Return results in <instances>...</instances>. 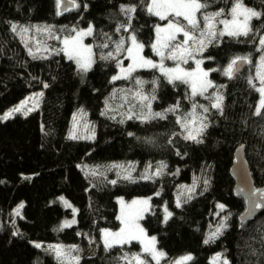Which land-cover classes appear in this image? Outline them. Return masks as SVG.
<instances>
[{"label": "trees", "instance_id": "trees-1", "mask_svg": "<svg viewBox=\"0 0 264 264\" xmlns=\"http://www.w3.org/2000/svg\"><path fill=\"white\" fill-rule=\"evenodd\" d=\"M233 2L209 0L205 11L227 10ZM76 3L79 8L73 6L57 15L56 0H0V112L25 94L43 89L38 108L0 121V264H60L33 241L95 246L96 253L81 257L79 264H122L125 254L148 258L134 240L106 250L100 238L102 229L119 225L116 198L143 195L151 197L142 220L144 230L156 235L167 259L189 254L193 259L187 264H224L225 259L229 264H264V209L240 222L245 200L233 193L229 174L233 152L243 144L255 187L264 185V108L261 115L255 114L259 92L251 80L264 49L259 48L264 37V0H243L245 6L262 13L250 21L248 36L224 35L199 54L212 83L202 95H191L188 83H169L153 68H138L129 78L112 80L119 71L118 61L128 64L125 51H115V42L121 38L125 41L135 34L152 55L154 26L161 20L147 13V0L144 4L141 0ZM133 4L135 13L121 12V5ZM129 15L128 31L121 28L118 32L119 25L129 23ZM15 23L18 27L13 32ZM33 23L62 25L64 33L73 26L91 24L93 35L85 36L93 48L91 68L87 72L77 69L59 48L49 56L29 53L20 27ZM104 43L109 47L103 48ZM110 51L115 58L101 59ZM240 55L248 57V64L230 77L226 70ZM137 79L142 83L137 84ZM125 87L131 93L153 92V108L165 111L164 118L142 120L124 113L111 117L114 109L106 108L113 99L110 94ZM198 101L210 105L204 117L207 127L198 136L202 143L185 139L188 135L182 126ZM217 103L220 107H213ZM79 108L94 123L91 140L68 136L70 118ZM129 161L148 167L147 178L116 177L112 164ZM100 163L109 167L106 175L88 166ZM61 195L77 207L76 223L67 227L62 220L71 209L59 200ZM20 202L24 207L14 217L13 209ZM220 204L225 207L220 209ZM168 212L172 215L165 221ZM222 223L226 225L222 234L205 244ZM215 254L224 260L213 262Z\"/></svg>", "mask_w": 264, "mask_h": 264}, {"label": "snow or ice", "instance_id": "snow-or-ice-1", "mask_svg": "<svg viewBox=\"0 0 264 264\" xmlns=\"http://www.w3.org/2000/svg\"><path fill=\"white\" fill-rule=\"evenodd\" d=\"M70 3L79 8V4L76 3V0H70ZM145 0H141V4H144ZM57 4V15H60V5L61 0H56ZM85 9L87 8V5L84 6ZM121 12L123 13H135L137 10L136 5H121ZM209 8V0H147L146 4V11L149 15L158 17L161 21H167L166 24L162 25H156L155 26V33H156V40L154 43L150 45V47L155 51V54L159 57H161V61L159 63L154 62L152 59L146 58L140 53L143 51V48L145 45L143 43L138 42L137 37L135 34H132L130 36L131 40V46H129L127 49L123 47L125 41L123 38H121L116 43V53L119 54L122 51H127L128 58L131 59L132 63L127 66V68L123 67L122 61H118V67L120 68V72L124 75H115L112 77V80H118L121 78H129L131 73L136 70L137 67H150L153 69H159L163 75H165L168 79L169 83H174L175 81H181L183 83H190L192 94H197L198 91L201 93L203 91H206L208 87H212L211 81L207 80L206 77L208 73L206 71L201 70L200 77L197 76L195 71H185L182 68H180L179 64L175 68H165L163 64L164 59H171V60H177L180 59L184 63H187V56H191V51L189 48L183 47L184 45H188L189 42H192L193 44H199L200 48L202 49L204 47V38L207 37L209 39V43H211L212 40L216 39L217 36H224L228 35L231 37H237V36H248L250 32H252V28L250 27V21L252 18L259 19L262 15V13L252 9L248 8L243 4V0H234L232 7L228 9L227 13H225V9L221 8L218 11L215 12H207L206 9ZM199 14V16H198ZM230 16L231 19H220L217 21L218 17L221 16ZM241 17L243 19H241ZM132 19V16L129 15L128 24H121L117 28V31L119 32L121 28H123L125 31H128L130 27V21ZM182 21H186V23H182ZM203 22V27L201 26V23ZM218 22L219 24H222L224 27L222 30L217 33V31L214 29V24ZM17 25L12 24L11 30L13 32L17 31ZM22 32H27V28H21ZM72 31H76V29H72ZM93 26L90 24L87 29H81L79 31H76L75 36H71L68 38H65L63 40L64 48L61 50L64 52V54L67 56L69 60L75 61V63L78 66V69L87 72L91 66L93 61V49L91 45H85L83 43V37L85 36H91L93 35ZM196 33H199V36L195 35ZM182 34L183 40L180 42L177 41V35ZM107 36V34H104ZM109 40L110 37H107ZM260 45L264 47V37L260 38L259 41ZM103 48H108L109 44L104 43L102 45ZM168 50L167 55L165 54V51ZM259 50V49H258ZM108 58H115L113 56V53L110 51L107 53L106 56H102L101 59H108ZM212 57H209L211 59ZM240 60H248V57H240L238 58ZM201 62L197 61V67L199 68V64ZM237 63V60H233L231 64H229L227 71V74L231 77L232 74V67ZM261 69H264V56H261V63L259 66ZM258 78L261 82V87L256 89L261 96V99L259 101V104L256 107V115H261V109L264 108V71H258ZM137 84H141L142 81L139 79L136 80ZM153 83H156L153 81ZM249 84H252V81L249 80ZM44 87H47V85H44ZM254 87V85H253ZM155 97H153L154 99ZM141 99H147V97L142 96ZM27 104V100L22 101L21 105L9 110L8 112L4 113L3 116H0V120H6L9 117L13 115L15 112H20L22 110V107ZM215 108H219V103L213 105ZM32 109H28V111H31ZM167 111L174 112L175 108H169ZM205 112L208 111V109H204ZM25 115H27V111L25 112ZM153 117H160L164 118L163 113L156 112L154 114L149 113L147 116L143 117L144 119H150ZM131 118V117H129ZM177 123H180V119H177ZM183 127H187V124L182 125ZM207 127L206 124L202 125L197 131L196 134L193 135L191 132H189L188 136L185 137V139H192L196 141L197 143H202L203 141L198 139V136H200L204 129ZM129 135H132V133H129ZM72 138H76L75 136H72ZM171 143V141H169ZM115 167V166H114ZM122 167V166H121ZM156 175H159V171H157ZM125 179L132 180L131 173L128 172L127 175L124 177ZM142 178H147L146 176ZM116 180L110 181L112 184H116ZM205 184H207V181H205ZM157 195H159L157 193ZM61 201L64 202L66 207H72V205L64 199V197L59 198ZM151 198L145 199V200H134L131 202L130 205H125L122 208L121 216L117 217V219L121 220V223L124 225L119 231L117 232H111L110 230L104 229L102 230L103 238H104V244L106 250L108 248H111L114 244H126L131 243L133 240H138L143 244L142 251L145 253H148L151 255L152 259L156 261V264H159L160 259L166 256V253L159 251L156 249V237H147L145 234V230L139 225L138 221L143 218V211L145 209L143 208H137V205H145L147 206L149 203V200ZM123 205V200L120 201ZM177 206L179 207V203H177ZM24 207V204L21 203L17 209L15 210L16 215L20 214V209ZM220 209H223L225 206L220 204L218 205ZM167 211V209H166ZM76 212V209L73 208V213ZM172 213L168 212L165 216V221L171 217ZM227 217H225V220ZM76 221L73 219L72 221L68 222L66 221L63 225L64 227L70 226L71 224H75ZM226 227L225 224H220L216 231L213 232L207 239L204 240V243L207 244L210 242V240H214L216 237H218L220 234H222V229ZM18 233H13V235H17ZM34 246L37 248L41 247V244L34 243ZM49 249H51L56 257L60 260V264H63V258L67 255V253L64 251L63 246L61 245H49ZM73 250H78L77 246H72ZM220 254H218L219 257ZM76 261V264H79V257H73ZM123 259H128L127 254L123 257ZM193 257L191 255H186L181 257L179 260H176L175 262H169V264H187L188 261H191ZM135 261L136 264H147V262L141 258L140 254H133L131 260H128V264H132V262ZM224 264H229V261L227 259L224 260Z\"/></svg>", "mask_w": 264, "mask_h": 264}, {"label": "rangeland", "instance_id": "rangeland-1", "mask_svg": "<svg viewBox=\"0 0 264 264\" xmlns=\"http://www.w3.org/2000/svg\"><path fill=\"white\" fill-rule=\"evenodd\" d=\"M231 7H232V5H231ZM230 8H228V9H230ZM228 9L225 10V13H227ZM215 11H218V10H213V11H209V12H215ZM220 19H231V17L224 15V16L218 17L217 21ZM241 19H243V18L241 17ZM166 23H167V21L157 22L155 24V26L158 24L163 26ZM183 23H186V21H183ZM22 26H23V28L28 29L27 32H22L23 37L21 36V39H22L23 44L27 47V50L29 51V53L36 54L38 52L42 56H49L52 53H54L56 51V49H58V48L62 50L64 48L63 40L65 38L75 36L76 31L88 28V27H82V26L81 27L80 26H73L71 28L70 32L64 33L63 32L64 27L62 25H58L55 27L54 24H50V23H33V24L22 25ZM22 26L20 27V31H21ZM155 26H154V42L156 40ZM201 26L203 27V22L201 23ZM223 27L224 26L222 24H219L218 22H216L214 24V29L217 31V33H219V31L222 30ZM72 29H76V31H72ZM131 35L132 34H129L125 40V44H124L125 49H127L129 46H131V40H130ZM195 35L199 36V33H196ZM220 37H222V36L218 35L216 39H219ZM82 39H83V43L85 45H91L88 41H86L85 37H83ZM182 40H183L182 34H178L176 42H180ZM138 42L142 43L140 40H138ZM55 43H57V45ZM207 44H209V39L207 37H205L204 38V47ZM259 46H260L259 48L261 49V45H259ZM183 47L189 48L191 51V56L186 57L188 62L184 63L180 59H177L175 61L171 60V59H164L163 60L164 67L165 68H175L177 66V64H179L180 68H182L185 71H190V72L195 71L198 77H200V75H201V70L206 71L208 73V69L204 67L202 58L199 56V54L202 52L204 47L201 49L199 44H193L192 42H189L188 45H184ZM163 51H165V54L167 55L168 50H163ZM125 53L128 57L127 51H125ZM140 54L146 58L152 59L154 62L159 63L161 61V57L157 56L153 49H152V55L147 54L145 52L144 48ZM261 56H264V49L262 50L260 56L256 60V63L253 66L254 70L251 74V80H253L256 83L257 89L262 86L260 79L258 78V71H264V69H261L259 67L260 63H261ZM239 57H246V55H240ZM93 61H94V55H93ZM197 61L201 62L199 64V68L197 67ZM73 62L78 69V66L75 63V61H73ZM131 63H132L131 59L128 58V64L123 65V67L127 68V66ZM233 67H234V65H233ZM233 67H232V69H233ZM138 68L149 69L150 67H137L136 69H138ZM118 69H119V71H118L117 75L123 76L124 74L120 72L119 67H118ZM206 79L210 81L209 75H207ZM188 85L190 88V94L193 95L192 89H191V84L188 83ZM121 91L122 92L115 91V92L110 94V97L113 99L111 102L108 101L109 103H108V106L106 108H107V110H113L114 109L112 111V113H110L111 117H114V115L117 113L120 115H122V113H124L126 116L139 117L140 119L144 120L143 117L146 116L145 113H147V112L152 113V114H154L156 112L163 113V115L165 114V111H157L153 108L152 104H153V101L155 99V98L153 99V97H155L153 92L148 91V90H141L140 93L135 92V91H134V93H131L132 91H130L127 87H125V90L121 89ZM204 92L205 91H203L201 93L200 91H198L197 94L202 95ZM42 95H43V89L42 88H38L34 91L27 93L21 99H19L13 107L7 108L4 111L0 112V116H3L4 113H6L9 110L21 105L22 101L27 100V104L22 107V110L20 112L13 113V115H15V114L25 115L26 111H27V113H29V112L35 110L36 108H38V106L40 104V100L42 98ZM142 96L147 97V99L146 100L141 99ZM107 99L108 98H106V100ZM260 99H261V96L259 93V98H258L256 105H255V112H256V107L259 104ZM106 100H105V102H106ZM113 104H115V106L112 107ZM209 106L210 105L207 102H201V101L195 102L191 106V108H190L191 112L189 113V115L187 117V123H183V125L187 124V127H184L186 129L187 135L189 134V132H191L193 135H195L196 131L202 125L206 124L204 122V117H205V113H206L204 111V109L206 108L209 110ZM28 109H32V110L28 111ZM0 121H2V120H0ZM94 129H95L94 123L88 119L86 112L83 109L79 108L72 114V116L70 118L68 136L71 138H72V136H75L76 138H79V139L91 140L94 137ZM88 166H93L92 167L93 170L99 169V172H101L104 175H106L109 172V167L107 165L102 164V163H100L99 165H88ZM112 166H115L114 172H115L116 177H121V178H124L128 172L131 173L132 179H136V178H139L141 176H146L149 172L148 167L141 168L137 161L120 162V163L117 162V163H113ZM60 197H64V199L67 200L72 205V207H70L71 214L69 216H66L63 218V220H62L63 224H65L66 221L70 222L73 219H75V221H76V212L73 213V208L77 210L76 205L74 203H72L64 195L59 196V198ZM148 198H151V197L149 195L134 196V197H131L128 199L123 198V197H117L116 198V201H117V217L121 216L122 208L125 205H130L131 202L134 200H145ZM121 200H123V202H124L123 205L120 202ZM150 201H151V199L149 200V203L147 206H145V205H137L136 206L137 208L145 209L142 213L143 217H144L145 212L147 211V209L149 207ZM21 203H23V202L18 203V205L14 207L13 212H12L14 217L18 216V215H16L15 210L17 209V207ZM63 204H64V202H63ZM142 220H143V218L140 219L138 221V223L144 229ZM118 221H119V225L117 228H104V229L110 230L111 232L119 231L124 225L121 223V220L118 219ZM104 229H102V230H104ZM102 230L100 233V238H101L102 243L104 244V238H103ZM145 234L147 237H152V236L156 237L155 234L147 233L146 231H145ZM134 241H136L139 244L140 250L142 251L143 244L138 240H134ZM33 243L41 244V248L49 251L52 254V256H54L57 260H59V259L56 257L55 253L51 249H49L48 246L49 245H61V246H63L64 251L67 253V255L63 258V264H76V261L74 259H72L73 257H79V259H80L81 257L92 256L96 253V249H97L95 246L79 245L77 243H64V242H59V241H55V242L33 241ZM72 246H77L78 250H73ZM155 247L157 250L166 253L165 250L162 249L161 247H159V245L157 244V238H156ZM187 255H189V254H187ZM132 256L133 255L129 256L128 259L126 260V263L122 262V264H128V260H131ZM140 256L142 259H144L147 262V264H156V261L152 259L151 255L148 254V258L144 257L143 255H140ZM183 256H186V255H180V256H177V257L169 260V259H167V255H166L165 257L160 259L159 264H169V262H175L176 260H179ZM211 260L215 263H218V262H222L224 260V258L221 255H219V257H218V254H215L211 257ZM132 264H136V262L133 261Z\"/></svg>", "mask_w": 264, "mask_h": 264}, {"label": "water", "instance_id": "water-1", "mask_svg": "<svg viewBox=\"0 0 264 264\" xmlns=\"http://www.w3.org/2000/svg\"><path fill=\"white\" fill-rule=\"evenodd\" d=\"M73 7L70 0H61L60 12ZM247 60L237 59L231 77L243 71ZM233 180V193L245 200V208L238 216L240 222L255 218L264 209V186L256 188L244 153V145L240 144L233 153V160L229 168Z\"/></svg>", "mask_w": 264, "mask_h": 264}, {"label": "bare ground", "instance_id": "bare-ground-1", "mask_svg": "<svg viewBox=\"0 0 264 264\" xmlns=\"http://www.w3.org/2000/svg\"><path fill=\"white\" fill-rule=\"evenodd\" d=\"M236 149V148H235ZM234 153V152H233ZM230 168V167H229ZM234 185V184H233ZM264 186V185H263Z\"/></svg>", "mask_w": 264, "mask_h": 264}]
</instances>
